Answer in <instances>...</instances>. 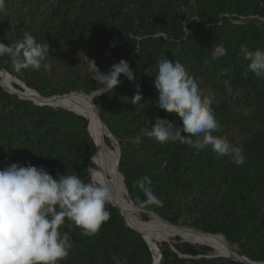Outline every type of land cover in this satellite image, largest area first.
Wrapping results in <instances>:
<instances>
[{"label":"rangeland","instance_id":"rangeland-1","mask_svg":"<svg viewBox=\"0 0 264 264\" xmlns=\"http://www.w3.org/2000/svg\"><path fill=\"white\" fill-rule=\"evenodd\" d=\"M259 1L264 0H250V3L256 4ZM198 2L209 6L214 4L215 0H145L146 6L141 7L135 0H117L119 11L115 16H111L107 8L100 9L96 0H6L5 10L0 12V42L7 45L22 40L18 36L19 34L23 37L22 33L14 27V24L23 14H28L29 10L35 11L39 19L45 16L47 25L45 34L36 38H39L42 44L48 42L50 46V53L46 60L51 66L50 71H45L43 68L38 71L29 68L16 72L11 64L9 67L27 88L43 97L58 94L56 91L62 87H70L71 84L80 85L83 78H87L86 75L90 76L88 58L93 59L102 72L107 71L120 59H125L134 71V81H129L121 74V83L108 96L102 97V93L97 98L99 97V104L105 116L110 117L113 130L121 136L123 141V150L120 151V155L123 154L121 166L128 177V186L134 192L136 206L154 212L169 223H171L170 220L163 215L174 218L176 225L203 232H208L203 230L205 224L223 220L225 232L230 240L222 231L214 234L221 233L232 250L244 255L242 253L246 251L264 250V226L261 220L264 217V193L258 195L261 189H257L256 185L253 186L250 182L251 178L244 182V179L250 176L248 172H244L248 168L245 162L237 166L227 156L220 161L223 157L218 158L210 148L201 151L191 148L193 154L185 157L182 156L183 151L177 149H172L171 154H166L165 150L155 153L147 148L148 145H159L155 139L145 135L147 129L145 121L149 118L145 111L149 109V105L157 109L156 113L160 118L167 119L174 126L182 123L175 113H168L156 104L158 91L154 87L153 80L158 71V62L168 58L179 59L186 70L197 78L200 89L205 95H210L215 117L220 125L213 135L226 136L233 145L244 150L247 133L240 131L231 122L225 123L224 115L215 107L218 104L222 106L226 104L233 111L249 116L252 112V94L256 92L248 88L241 77L231 83L230 92L222 88L220 83H217L215 88H211L207 79L208 68L206 71L200 68V64L203 62L208 64V60L202 56L198 58V55L193 54L192 51L201 46L207 49L206 43L210 41L212 47L210 57L212 58V50L217 45L223 44L227 55L215 60L217 67L220 68L230 57L236 45L240 47L244 44L249 49H264V16L257 12L246 15L220 13V16L230 17L233 24L226 29L229 31L228 38L243 37L236 43H231L230 39H226L224 43L220 40L226 38L224 37V33H228L226 30L224 33L214 32L212 35L201 33V36H198L194 30L189 29L188 24L195 17L193 12ZM54 7L58 8L60 14L49 16ZM61 18L66 19L68 23V32L64 34L59 33L52 25V21L59 22ZM146 20L153 24L151 33L142 30ZM175 23H178L176 26H181L179 34L184 44H179L178 40L173 39L172 24ZM3 58L9 61L6 55ZM146 70L149 71V75ZM89 83L96 82L90 78ZM137 83L140 85L141 101L133 104L130 98L136 91ZM10 84L13 91L24 93V96L6 90L0 82V169L12 162L19 164L30 162L33 166H43L53 178L62 174H75L88 182L92 177L97 179L100 172L107 175V181L109 180V173L100 169V163L97 174L90 173L88 163H93V158H88L87 150L93 151L91 142L93 139L88 134L91 140H85L87 138L84 131L87 130L88 133V128H82V121L58 114L55 110L33 109L32 106L35 105L67 110L59 106L38 104L35 102L36 97L33 98L28 92H24L20 85L15 82ZM36 87L46 95L38 92ZM94 104L96 105L95 102ZM70 107L72 108L71 105ZM96 108L98 109L97 106ZM76 113L81 115L77 111ZM106 133L104 131L100 134L107 137ZM181 134L185 135L183 132ZM109 141L110 145L106 143L104 146L116 160L115 144ZM154 154H159L161 157L155 159V156L159 155ZM179 157L181 167L171 171V167H167L165 161L168 160L171 166L178 162ZM201 162L216 164V173L211 174L209 185H203L205 169L202 168ZM83 169L86 171V176L83 175ZM145 176L151 180V184L146 187H150L153 194L163 202L162 206L148 202L144 191L138 186L137 181ZM128 203L135 214L136 209L129 200ZM108 204L117 209L124 225L132 229L126 224L118 208L111 203ZM109 205L105 206L107 210ZM174 210H176L175 215H173ZM141 215L148 218L147 212L140 213ZM59 231L62 233L68 231L72 237V249L69 256L59 264H116L113 256H116L122 264H152L157 258L155 253L153 258L150 249L148 254L136 247L116 252H112L111 249L105 250V247L99 244L94 245V236L85 235L81 228L68 220ZM186 235L192 239L199 238L190 234ZM174 236L159 240L158 249L163 242L171 247L176 242L175 238L179 237ZM179 238L184 241L181 237ZM149 240L153 246L150 235ZM196 240L204 242L200 239ZM89 241L92 245L88 244ZM212 245L211 251L204 255L197 254L192 258H221L223 259L219 262L221 264H244L224 255L225 253L220 251L216 244ZM179 256L189 257L182 254Z\"/></svg>","mask_w":264,"mask_h":264},{"label":"clouds","instance_id":"clouds-1","mask_svg":"<svg viewBox=\"0 0 264 264\" xmlns=\"http://www.w3.org/2000/svg\"><path fill=\"white\" fill-rule=\"evenodd\" d=\"M5 6L6 0H0V12ZM240 52L248 61V70L256 78L264 79V49H249L241 44ZM49 53L48 42L42 44L29 33L12 44L0 42V57L6 55L16 72L29 68L50 71L51 66L46 62ZM211 55L214 60H219L227 55V50L219 44ZM88 71L99 86L94 88L93 98L111 93L121 83V74L129 81L135 79L134 71L125 59L102 72L95 61L88 58ZM228 72L230 69H223L220 75ZM153 84L158 91V107L175 113L182 123L174 126L167 119L157 117L150 121L152 127L145 130L146 136L161 144L179 141L196 151L210 148L218 158L227 156L237 166L244 164L241 147L233 145L226 136L213 135L220 125L212 99L200 89L197 78L179 59L159 61ZM223 84L230 92L231 80H224ZM135 88L130 98L133 104L141 101L140 85L137 83ZM137 183L148 202L163 205L151 188L146 187L151 184L147 176ZM112 199L111 188L95 177L88 182L75 174L53 178L43 166H33L30 162L8 164L0 169V264H59L66 260L72 249V237L68 231H59L60 227L68 220L85 235L98 234L102 224L110 219L105 206ZM112 258L116 264H122L116 256Z\"/></svg>","mask_w":264,"mask_h":264},{"label":"trees","instance_id":"trees-1","mask_svg":"<svg viewBox=\"0 0 264 264\" xmlns=\"http://www.w3.org/2000/svg\"><path fill=\"white\" fill-rule=\"evenodd\" d=\"M96 1H97V4L99 5V8L100 9L107 8L111 16H115L118 14L119 7L117 4V0H96ZM135 1L138 3V6L140 7L146 6L145 0H135ZM255 12H257L259 15L264 16V1H259L256 4H253V3H250V0H215V3L209 6H205L203 3L198 2V5H196L195 10L193 12V15L195 17L189 22L188 27L190 30L192 31L194 30L198 36H201V33H204L206 35H212V33L214 32L224 33V31L232 27L233 24L231 23L230 17L220 16V13L246 15V14L255 13ZM56 13L60 14V11L58 10V8L54 7L52 11L50 12L49 16L53 17ZM160 19L157 20L158 23L160 22ZM67 24L68 23L66 22V19L64 18H61L59 22L52 21V25H54L56 30L62 34L68 32ZM176 24L178 23L172 24L173 26L172 33L174 35L173 39L178 40L179 44H184L179 34L181 31V26H176ZM14 27L18 29L20 33H22L23 37L25 33H29L33 35L35 38L41 37L45 34V27L47 28L46 18L44 16L43 18L39 19L37 15L35 14V11L29 10L28 14H23V16L20 17V19L18 18V21L16 24H14ZM142 28H143L142 29L143 32L151 33L153 31L152 30L153 24L149 20H146ZM226 31L228 32V33H224V37L226 38H223L224 40L221 39L220 40L221 42L225 43L226 39H230L231 43H236L243 39V37H238V36H236L235 38L234 36H231L230 38H228L229 31L228 30ZM18 36L20 37V39H23V37H21L19 34ZM36 39L38 42H40L39 38H36ZM232 39H233V42H232ZM206 45L208 46L207 49H204V47L201 46L197 49H194L192 53L197 54L198 58L202 56L205 58V60H208L207 61L208 64H203V63H206V62H203L200 64V68L203 69L204 71H206L208 68L207 79L210 83L211 88H215L217 83H220L221 87L225 88L223 84L224 80H231V83H233L234 81H236L238 78L241 77V80L245 82L246 86L252 89V91L256 92L257 94V95L255 93L252 94V97H253V104H251L252 112L249 116H247L246 114L242 112L233 111L226 104L225 106H222V104H218L215 108L216 110L221 112L222 115H224L225 123L231 122L236 127H238L240 131L247 133L248 136L246 137L243 154L245 156V165L248 168L245 169L244 172H248L250 176L249 178L244 179V182L251 178L250 182L253 184V186L256 185L257 189H261V192L258 191V195L259 194L263 195L264 193V79L256 78L255 75L251 71L248 70V67H247L248 61L242 58L240 47L238 45L233 47L232 54H230V57H228L227 60L223 62L220 68L217 67V62L210 57V49L212 48L211 42L209 41V43H206ZM200 62L202 61L200 60ZM9 67H10V62L8 61V59H4L3 56L0 57V68H3L5 71L9 72L11 75L16 76L15 74L12 73ZM223 69H230V72L226 73L224 76H221L220 72ZM86 77L87 78H83L80 85L71 84L70 87L69 86L62 87L56 92L58 94H63V93H68V92L75 91V90H82L85 93H89L90 91L94 90V88L98 86L96 85V83H93V84L89 83L91 74L90 76L86 75ZM119 79L122 80V77H119ZM26 83L28 82L26 81ZM35 89L38 92H40L42 95H46L44 92L40 91L37 87ZM82 91H76V92H82ZM108 95H109V92H105L103 93L102 97L103 96L105 97ZM98 98L97 97L93 98V101L96 103V106L98 107L100 117L103 120V122L106 124V126L108 127L109 131L112 134H114V136L117 138L118 144L121 146V147L119 146L120 151H122L123 141L120 138L121 136L116 134L115 131L113 130L111 123H110L111 121L110 117H106L105 114L103 113V109H102V106L99 104ZM54 104H58L59 106H65L71 109L73 112L67 111L64 109H59V108L51 109L46 106L39 107V106L33 105L32 107L35 110H39V109L49 110V111L55 110L58 114L74 117L77 120L82 121L83 122L82 128L86 129L87 127L86 119H84L82 115H78L76 111H74V109L71 108L67 102L58 101V102H54ZM156 110H157L156 108L149 105V109L145 111L147 115H149V118H146V121H145L147 124L145 128H147L148 130H150L151 128L149 127L152 126L150 121L159 117L156 113ZM84 135L87 138L85 140L88 141L90 137L87 133V130L84 131ZM99 138L103 142V144L107 143L108 145H110V141L103 134H100ZM91 142L93 144V151L87 150V152L89 153L88 158L90 157L93 158V161H95V165L89 162L88 168L90 169L91 175H96L98 172V168H99L98 167L99 159L97 155L95 154L96 147H95L93 140H91ZM147 148L150 151H154L155 153H160L165 150L166 154H171L172 149H177V150L183 151L184 153V155H182L183 157L187 156L188 154L190 155L193 154L191 147H189L187 144H182L179 141L168 142L164 146L160 143L159 145L157 144L148 145ZM154 155H159V154H154ZM122 156L123 154H121L119 158L118 170L122 173L124 177V181H125L124 183H126L125 187L128 191V194L130 195V198L135 204L134 195H133L134 192L131 189V187L128 186L129 184L127 182V179H128L127 175L122 171V166H121ZM160 157L161 155L155 156V159H158ZM223 159L224 157L220 158V161H222ZM180 160H181L180 157L177 158L178 162H175V164L171 166L168 160L165 161V163L167 167H171L172 169L171 171H174V170H178L181 167L182 163H180ZM201 166L203 169H205L204 175H203V179L205 180V182L203 183V185L205 184L209 185L211 174L216 173L215 171L216 164H213V162L211 163L201 162ZM251 170H252V173H250ZM82 171H84L83 175L86 176L87 166H86V171L84 169ZM100 175H101V180L103 182H106L108 179V176L103 175V174H100ZM108 205L109 204H106L107 207ZM108 211L110 212V219L104 222L98 234L94 235V245L99 244L100 246L105 247V250L111 249L112 252L136 247L139 250L146 252L148 254L149 253L148 251L149 248L147 246L148 243L146 244V242L142 239V237L137 232H135L132 229L127 228L124 225L123 219L117 212V209L110 206ZM135 214L142 221L170 224L169 222H165V220H163L157 214L147 212L148 218H146V216L144 215H141L140 217V212H138L137 210ZM175 214H176V210H174L173 215ZM163 217L170 220L172 225L177 224L174 218L171 219V217H166L164 215ZM261 220L263 223L262 226H264V217L261 218ZM239 224L241 225V222ZM203 230L208 231L204 233L210 232L209 234H214L218 231H222L224 235L227 237V239L230 240V237L225 232V226H224L223 220H215L211 224H205V226L203 227ZM175 236H179L183 240H189V241L196 240V239H192V238L182 236V235H175ZM179 237H176L175 238L176 242L172 244L175 250H173L169 244H166L164 242L159 245L161 260H160V263L158 264H221L219 262L223 261V259L221 258H217V259L216 258L207 259L204 257H200L198 259L192 258L193 256H196L197 254L204 255L206 252L211 251V247L213 249V245L210 242H203V243L208 244L211 247L207 245L190 243L188 241H181ZM88 244L92 245L90 241L88 242ZM149 247H150L151 252L153 253V258H154L153 249L150 245ZM157 248H158V244H157ZM179 254L188 255L189 257L188 258L180 257ZM242 254H244L250 260H256V261L264 260V250L256 251V252L246 251V252H243Z\"/></svg>","mask_w":264,"mask_h":264},{"label":"bare ground","instance_id":"bare-ground-1","mask_svg":"<svg viewBox=\"0 0 264 264\" xmlns=\"http://www.w3.org/2000/svg\"><path fill=\"white\" fill-rule=\"evenodd\" d=\"M2 80L6 81L8 79L2 77ZM10 80H12V79H10ZM13 81H11V82H13ZM20 86H22V89L24 90V92L25 91L28 92L29 95L32 96L33 98L36 97L37 100H45L41 96H39V94H37L33 90L27 88L26 86H23L22 84ZM92 97H91V100H92ZM58 101L67 102L68 104H70L72 106V108L75 111L79 112L83 117H85L87 119L88 134L93 139V141L96 145V155L99 159L100 169L105 170L108 173L110 171H113V174L109 176L110 177L109 180L104 182L112 190L113 199L111 202H113L114 204H116L119 207L126 223L129 226L137 229L143 236L144 235L146 236V237L144 236V238H145L146 242L152 247L153 252L156 254V256H157V252H158L157 248H156V246H157L156 244L159 240H161L165 237L172 236V235L188 236L186 234H190V235L199 237L196 239H200L204 242H210L211 244H213V243L216 244L218 246V248L220 249V251L225 253L224 255H226V256H228L231 253V251H234L228 246L226 239L219 234H209V233H204V232L196 231V230L189 229V228L174 227V225H171V224L149 223V222H145V221L140 220L131 211L128 200L125 197V193H124L123 188H122L121 183H120V177L117 174L116 160L113 158L109 149L106 146H104V144L102 143V141L99 138L100 133L104 132V131L100 128V126L97 122V119H96V116L92 110V105L89 101V98L84 97L81 94L75 95V93H74L72 97H69V98L63 99V100H57L55 102H58ZM97 180L103 182L100 178V172L97 175ZM149 235L152 237L153 246L150 243ZM156 261H157V258H155V260L153 261V264H156Z\"/></svg>","mask_w":264,"mask_h":264},{"label":"water","instance_id":"water-1","mask_svg":"<svg viewBox=\"0 0 264 264\" xmlns=\"http://www.w3.org/2000/svg\"><path fill=\"white\" fill-rule=\"evenodd\" d=\"M2 77H4V78H7L8 79V81L6 82V81H3L2 80ZM0 78H1V85L6 89V90H9V91H12V92H14V93H16L17 95H19V96H24V93H18V92H15V91H13L12 89H11V81H13V82H15V83H17L18 85H23V86H25L24 85V83L19 79V78H17L16 76H14V75H11L9 72H7V71H5L3 68H0ZM10 79H12V80H10ZM22 87V86H21ZM37 93V92H36ZM75 93V95H77V94H81L82 96H84V97H87V98H89V101H90V103H91V105H92V110H93V112H94V114H95V116H96V119H97V122H98V124H99V126H100V128L103 130V131H105V132H107L106 133V136L108 137V139L109 140H112L114 143H115V147H116V150H117V159H116V167H117V174L119 175V177H120V183H121V186H122V188H123V191H124V193H125V197H127V199L129 200V202H131V204L133 205V207L138 211V212H140V213H144V212H150V213H153V214H155L154 212H152V211H146V210H144V209H141V208H139L138 206H136L135 204H134V202L132 201V199L130 198V196H129V194H128V191H127V189H126V187H125V183H124V177H123V175H122V173L118 170V163H119V158H120V148H119V144H118V141H117V139L115 138V136L109 131V129H108V127L106 126V124L103 122V120L101 119V117H100V114H99V111H98V109L96 108V105L94 104V101L93 100H91V97L92 96H94V90H92V91H90L89 93H85V92H76V91H71V92H68V93H63V94H56V95H52V96H49V97H43V96H41V95H39V96H41L43 99H45V100H35V102L36 103H38V104H41V105H49V106H53V107H58L59 105L58 104H53L55 101H57V100H63V99H67V98H69V97H72L73 96V94ZM38 94V93H37ZM59 107H63V108H65V109H67V110H69V111H72L71 109H69V108H67V107H65V106H59ZM73 112V111H72ZM75 113V112H74ZM113 174V171H110L109 172V175H112ZM113 206H115V207H117L118 208V210L120 211V209H119V207L116 205V204H114L113 202H110ZM120 213H121V211H120ZM122 214V213H121ZM141 217V216H140ZM164 220V219H163ZM165 222H167L166 220H165ZM127 224V223H126ZM171 224V223H170ZM128 225V224H127ZM129 226V225H128ZM130 228H132L133 230H135L136 232H138V233H140L137 229H135V228H133V227H131V226H129ZM174 227H179V228H187V227H185V226H182V225H175ZM189 229H193V230H196V231H200V232H203V231H201V230H198V229H194V228H189ZM141 234V233H140ZM219 235H221V236H223L221 233H218ZM142 236V238H143V240L146 242V240H145V238H144V236L143 235H141ZM224 237V236H223ZM225 238V237H224ZM184 241H188V242H190V243H194V244H203V245H207V246H209L208 244H204L203 242H201V241H196V240H193V241H189V240H184ZM168 242V241H167ZM146 244H147V242H146ZM148 245V244H147ZM171 247H172V249L173 250H175L174 249V247L171 245ZM209 247H211V246H209ZM148 248L150 249V247H149V245H148ZM212 248V247H211ZM157 261H156V264H158L159 263V261H160V258H161V255H160V251H159V249L157 248ZM216 254H218V253H216ZM219 255V254H218ZM228 257H231V258H233V259H235V260H237V261H241V262H243L244 264H264V261H253V260H250L248 257H246V256H244V255H240L239 253H235L234 251H231V253L228 255Z\"/></svg>","mask_w":264,"mask_h":264}]
</instances>
